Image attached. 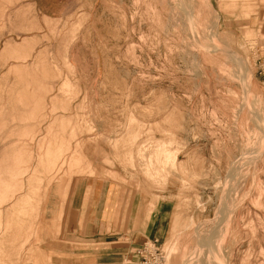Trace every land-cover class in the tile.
Instances as JSON below:
<instances>
[{
  "label": "rangeland",
  "instance_id": "374dc122",
  "mask_svg": "<svg viewBox=\"0 0 264 264\" xmlns=\"http://www.w3.org/2000/svg\"><path fill=\"white\" fill-rule=\"evenodd\" d=\"M20 1L0 0V264H47L89 177L123 190L125 264L153 242L160 264H264V0H75L32 38Z\"/></svg>",
  "mask_w": 264,
  "mask_h": 264
},
{
  "label": "crops",
  "instance_id": "0c3cea01",
  "mask_svg": "<svg viewBox=\"0 0 264 264\" xmlns=\"http://www.w3.org/2000/svg\"><path fill=\"white\" fill-rule=\"evenodd\" d=\"M27 10L25 37L40 34L45 21L71 13L75 0H21ZM113 179L89 177L69 207L68 232L43 242L47 264H125L124 244L117 235L123 215V193Z\"/></svg>",
  "mask_w": 264,
  "mask_h": 264
},
{
  "label": "built area",
  "instance_id": "2783aa9c",
  "mask_svg": "<svg viewBox=\"0 0 264 264\" xmlns=\"http://www.w3.org/2000/svg\"><path fill=\"white\" fill-rule=\"evenodd\" d=\"M258 74L261 81L264 83V61L258 67ZM134 253L139 256L141 264H160L162 259V252L156 243L143 244L134 249Z\"/></svg>",
  "mask_w": 264,
  "mask_h": 264
},
{
  "label": "bare ground",
  "instance_id": "6f19581e",
  "mask_svg": "<svg viewBox=\"0 0 264 264\" xmlns=\"http://www.w3.org/2000/svg\"><path fill=\"white\" fill-rule=\"evenodd\" d=\"M219 21V20H218ZM216 22H217V20H216ZM216 22H215V26H216ZM215 29V28H214ZM218 39V38H217ZM216 41V40H215ZM222 41V40H221ZM214 43V42H213ZM210 44V43H209ZM211 45H212V43H211ZM215 46H217L219 49H221L222 47H220V46H218V42L216 41V45ZM215 48V47H214ZM233 57V56H232ZM237 66V65H236ZM238 66H239V64H238ZM241 66V65H240ZM240 68V67H239ZM242 68V67H241ZM234 69V68H233ZM242 70V69H241ZM243 71V70H242ZM249 71V70H248ZM241 73V72H240ZM248 74V73H247ZM250 74V73H249ZM245 75V74H244ZM250 76H252V74L250 75ZM244 81H245V79H244ZM248 90V89H247ZM257 94V93H256ZM253 95V94H252ZM250 96V95H249ZM259 96V95H258ZM257 99V98H256ZM259 103H261V102H259ZM259 105H262V104H259ZM260 115V114H259ZM256 116V115H255ZM261 116V115H260ZM263 116V115H262ZM264 117V116H263ZM255 119V118H254ZM258 119V118H257ZM259 121H257L259 124H263L264 123V121H263V119H258ZM257 127V126H256ZM260 128V127H259ZM264 129V128H263ZM259 130V129H258ZM262 130V129H261ZM264 134V133H263ZM260 135H262V134H260ZM260 135H259V137H260ZM264 136V135H263ZM261 140V139H260ZM255 143V142H254ZM253 143V144H254ZM260 143H261V141H260ZM246 155V154H245ZM244 157V156H243ZM248 158V157H247ZM245 160V159H244ZM208 237V236H207ZM210 237V236H209ZM208 237V238H209ZM213 238V237H212ZM202 240V239H201ZM203 240H204V238H203ZM206 241V240H205ZM214 241V240H213ZM203 243H204V241H203ZM208 243V242H207ZM209 244V243H208ZM213 244H215V241H214V243ZM209 246V245H208ZM212 247H213V245H212ZM208 249V248H207ZM215 251V250H214ZM215 253V252H214ZM201 257V256H200ZM203 257V256H202ZM216 257V256H215ZM217 257H218V255H217ZM192 259V258H191ZM192 263V262H191Z\"/></svg>",
  "mask_w": 264,
  "mask_h": 264
}]
</instances>
